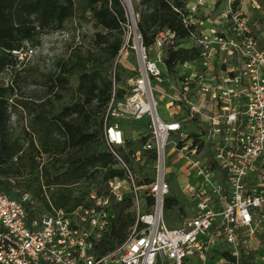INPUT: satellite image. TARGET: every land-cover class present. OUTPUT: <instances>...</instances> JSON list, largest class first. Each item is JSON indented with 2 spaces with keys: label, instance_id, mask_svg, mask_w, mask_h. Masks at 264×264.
<instances>
[{
  "label": "built area",
  "instance_id": "built-area-1",
  "mask_svg": "<svg viewBox=\"0 0 264 264\" xmlns=\"http://www.w3.org/2000/svg\"><path fill=\"white\" fill-rule=\"evenodd\" d=\"M120 1L126 17L129 12L127 24L137 32L138 68L120 100L114 98L112 71L103 141L123 177L108 180L102 193L91 189L71 211L51 205L37 209L28 193L10 198L0 182V264H264V48L251 32L248 13L239 0H225L219 21L199 22L204 30L191 39L198 59L174 75L163 64L164 49L178 46L174 34L157 35L152 58L130 0ZM248 1L258 8L256 0ZM203 3L195 0L187 8L189 20ZM154 83L182 106L187 123L197 126L196 135H186L183 120L160 116L154 99L160 88ZM114 118L146 127L145 141L131 155ZM168 148L177 154L171 156L174 164L183 162L179 174L173 164V173L168 172ZM131 160H148L152 180L139 186ZM167 198L192 209L179 226L165 222ZM124 204L130 205L134 224L120 245L100 255L97 246L116 216L114 207Z\"/></svg>",
  "mask_w": 264,
  "mask_h": 264
},
{
  "label": "trees",
  "instance_id": "trees-1",
  "mask_svg": "<svg viewBox=\"0 0 264 264\" xmlns=\"http://www.w3.org/2000/svg\"><path fill=\"white\" fill-rule=\"evenodd\" d=\"M130 2L133 13L138 15L136 28L145 47H152L157 35L165 30L176 37L178 46L163 51V64L168 73L177 75V67L198 59L199 51L194 46L188 49L180 46L197 38L201 30L199 22L193 23L187 18L186 3L180 0ZM82 3L81 12H89L95 25L104 32L95 35L94 44L111 63L122 45L120 35L127 23L125 9L120 0H82ZM77 12L73 0H0V76L9 79L7 85L0 81L1 188L10 198L30 194L37 202V209H49L51 205L71 211L85 201L90 185L104 187L108 180L123 177V171L117 167L103 141L104 115L114 87L109 78L98 72L79 75L77 100L51 117L45 109L50 100L37 103L16 92L17 77L22 72L17 66L22 63L20 54L27 50L25 45H33L36 37L44 32L61 28ZM75 71H78L76 67H70L59 70L53 78L50 76L46 93L51 94L53 86L64 88ZM114 83L117 84L116 73ZM117 88L118 85L114 98L120 100L124 93ZM54 96L60 99L62 95L55 93ZM18 107L31 116L29 133L22 131L16 135L11 128L12 115ZM144 141L142 139L140 144ZM132 144L127 143L125 148L130 151ZM119 152L125 155L124 149ZM42 155L48 156L44 163L37 161ZM22 180H27L25 191L4 185V181L19 184ZM81 183L86 189L75 196L73 188ZM50 189L53 192L48 198L46 192ZM177 205L175 199L167 198L164 209L171 210ZM128 208L130 205L124 204L115 216L97 246L98 254L112 251L125 240L128 229L134 224L132 214L125 212Z\"/></svg>",
  "mask_w": 264,
  "mask_h": 264
},
{
  "label": "rangeland",
  "instance_id": "rangeland-1",
  "mask_svg": "<svg viewBox=\"0 0 264 264\" xmlns=\"http://www.w3.org/2000/svg\"><path fill=\"white\" fill-rule=\"evenodd\" d=\"M186 5L194 4L195 0H180ZM204 3L201 6H198L197 12L192 16L193 23L195 21L210 19L213 23H217L219 18H217L222 11L226 8L225 0H203ZM78 12L75 17L65 21L61 28L56 30H50L42 33L39 37L33 42V45H25V52L22 53V63L17 66L18 70L22 72L18 75L17 79V90L18 94L22 93L28 99H33L35 102L40 103L42 101L50 100L46 104L45 109L49 111V117L57 113L64 106L70 105L78 98L77 85L79 75L82 73H100L102 76L111 77L112 71L116 73V85H118V90L122 91L126 95L129 93L128 84L136 77L137 75V54L134 49V37L135 33L131 22L129 24L123 25V30L120 35L122 40V46L124 45L123 52L120 50L116 58L110 63L107 62L108 56L103 53L101 48L95 46L94 37L98 33L104 34L103 30L95 25V22L91 18L89 12L82 13L81 5L82 0H73ZM258 8H251V5L248 0H239V5L242 6V10L248 13V16L251 21V32L256 37L257 42L261 48H264V0H256ZM224 6V7H223ZM127 17L130 20L129 12L127 10ZM134 20H137L136 16H133ZM208 24V23H207ZM211 25V24H208ZM201 31L204 30V27H200ZM111 41V40H110ZM193 45V40H187L182 43L180 46L183 48H190ZM31 50L32 52H29ZM150 56L154 58L156 55L155 48L150 47L149 52ZM70 67H76L78 71L68 77V82L64 88L61 86H53L51 94H47V85L46 81L49 80L50 76L57 75L59 70H66ZM177 75L183 73L181 67L176 68ZM118 79V80H117ZM118 81V82H117ZM5 85L9 82L2 81ZM163 83L165 81L163 80ZM155 88H160L161 84H153ZM163 85V84H162ZM55 93H60L61 98L56 99ZM164 88H160L159 94L154 96L155 101L157 102V112L164 119H180L185 115L182 106L177 103L170 101L166 95ZM31 116L28 115L26 110L17 108V110L12 115L11 119V128L16 135L22 134V131L31 132L30 129ZM112 122L121 123L122 125H128L130 129L138 131L142 123L134 124L126 119H112ZM188 123H185V131H190L188 128ZM136 134V133H135ZM190 137L194 134L189 132ZM177 134L171 136V141L176 139ZM135 143L130 147V154L138 150L140 141L142 138L138 137ZM168 158V172L173 173V168L176 174H179L182 167V163L174 164V157H171L169 148L167 149ZM47 155H42L37 159L38 162H45ZM130 159V158H127ZM131 166L133 167V172H135L138 185L146 184L148 181L152 180V164L145 160V163L136 162L134 160L130 161ZM173 164V168L171 167ZM35 177V175L33 176ZM27 179V177L25 178ZM42 184V183H41ZM5 186H11V188L16 189V191H25V186L27 185V180H22L19 184L15 181L6 182L4 181ZM13 186V187H12ZM85 184H79L75 186L74 195L78 196L80 192L85 191ZM13 189V190H14ZM44 190V188H42ZM91 189L98 192H103L104 187H99L98 185H90L88 191ZM53 192V189H50L49 192H46L47 197H50V194ZM123 205H118L114 207V213L120 212L123 208ZM125 212H129L134 215L131 211V208H128ZM185 212V211H184ZM184 214L182 212H177V209H164L165 222L168 226L174 227L179 226L182 217ZM130 228L128 229V231Z\"/></svg>",
  "mask_w": 264,
  "mask_h": 264
},
{
  "label": "crops",
  "instance_id": "crops-1",
  "mask_svg": "<svg viewBox=\"0 0 264 264\" xmlns=\"http://www.w3.org/2000/svg\"><path fill=\"white\" fill-rule=\"evenodd\" d=\"M191 4H188L186 6V8H188L189 6H191ZM217 18H219V16ZM203 21L206 22V23H208V24H213V21H211L209 18L208 19H205V20H200V21H197L196 20L195 22H203ZM208 24H207V26H209ZM184 113H185V115H182L183 117H181L179 120H183V127L185 128V123H187V121H188V117H187L188 115H187V113H186L185 110H184ZM126 120H128V119H126ZM165 120L166 121H172V120H177V119H173L172 118V119H165ZM128 121H130V120H128ZM130 122H132V121H130ZM119 124H120V127H121L122 131H123L126 144L127 143H135V141L137 140L136 138H138V137L142 138V133L143 132H146V127H145L144 123H142V125L139 128H137L138 131H135V130L132 131V129H130V127L128 125H125L124 126L121 123H119ZM134 124H137V123H134ZM138 124H140V123H138ZM187 128L190 130L189 132H192V134H194V135H196L198 133V129H197V126H196L195 123H188V127ZM185 132H186V135L189 134L188 131H185ZM139 148H140V146H139ZM169 151H170V155L171 156L172 155H177L176 153H172V149L169 150ZM178 205L177 206H174L173 209L179 208L178 209V212H183L184 213V211H185L187 214H191L192 213V209L189 208L188 206H184L183 208H180Z\"/></svg>",
  "mask_w": 264,
  "mask_h": 264
},
{
  "label": "water",
  "instance_id": "water-1",
  "mask_svg": "<svg viewBox=\"0 0 264 264\" xmlns=\"http://www.w3.org/2000/svg\"><path fill=\"white\" fill-rule=\"evenodd\" d=\"M7 76H0V81H7Z\"/></svg>",
  "mask_w": 264,
  "mask_h": 264
}]
</instances>
